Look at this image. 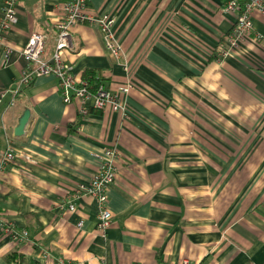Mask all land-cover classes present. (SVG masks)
<instances>
[{
	"label": "crops",
	"instance_id": "1",
	"mask_svg": "<svg viewBox=\"0 0 264 264\" xmlns=\"http://www.w3.org/2000/svg\"><path fill=\"white\" fill-rule=\"evenodd\" d=\"M60 3L17 0L0 45V214L28 232L0 228V264H264V42L246 39L244 52L218 60L236 19L219 0H88L90 13L115 18L129 72L89 22L73 27L63 59L113 92L130 77L134 88L128 116L91 106L81 117L56 76L22 84L30 34L46 35V57L55 50ZM253 21L264 36V13ZM9 145L16 157L2 169ZM113 147V218L102 232L96 198L83 195L75 211L68 201Z\"/></svg>",
	"mask_w": 264,
	"mask_h": 264
},
{
	"label": "built area",
	"instance_id": "2",
	"mask_svg": "<svg viewBox=\"0 0 264 264\" xmlns=\"http://www.w3.org/2000/svg\"><path fill=\"white\" fill-rule=\"evenodd\" d=\"M224 13H235L236 19L232 30L225 37L222 45L217 50V58L222 61L231 57L234 51L244 52L242 44L246 39H254L260 43L264 42V36L256 33L254 35L253 14L256 11L264 13V0H219ZM56 30V46L50 57L45 56L46 35L40 31L30 34L27 44L22 49V55L26 61L22 84L29 85L41 76L54 75L59 80V88L64 102L70 103L76 100L79 104L81 117L88 115L92 106L103 110L110 107L112 110L128 116V105L125 100L131 89L134 88L130 79L126 84L111 91L105 84L97 89L90 88L89 81L73 71V65L65 61L62 52L72 46V29L76 25L89 22L97 24L101 30L106 52L114 58L127 73L130 69V58L124 44L117 38L114 23L115 18L110 14L95 15L89 12L88 0H61L60 12L52 21ZM18 23L17 0H3L2 13L0 15V45L4 44L7 32ZM12 51L7 46L6 54ZM17 91V90H16ZM4 93H0V100ZM16 157L14 148L9 145L2 158V169L14 161ZM119 159L118 149L108 148L103 155L99 156V167L93 175L89 184L80 185L68 201L69 210L75 211L80 197L91 195L97 199L100 212L98 229L106 231L110 226L113 214L109 208V189L115 183ZM82 222L79 224L81 226ZM0 228L7 233L13 234L16 239L27 238L28 232H16L13 225L7 222L0 214ZM183 264H189L184 261Z\"/></svg>",
	"mask_w": 264,
	"mask_h": 264
},
{
	"label": "trees",
	"instance_id": "3",
	"mask_svg": "<svg viewBox=\"0 0 264 264\" xmlns=\"http://www.w3.org/2000/svg\"><path fill=\"white\" fill-rule=\"evenodd\" d=\"M84 78L89 81L90 88L93 90L97 89L101 84H105L104 77L95 70L86 72Z\"/></svg>",
	"mask_w": 264,
	"mask_h": 264
},
{
	"label": "water",
	"instance_id": "4",
	"mask_svg": "<svg viewBox=\"0 0 264 264\" xmlns=\"http://www.w3.org/2000/svg\"><path fill=\"white\" fill-rule=\"evenodd\" d=\"M29 117H30V110L26 109L22 117L20 118L18 126L15 129L16 135H22L24 133L25 126L28 123Z\"/></svg>",
	"mask_w": 264,
	"mask_h": 264
}]
</instances>
